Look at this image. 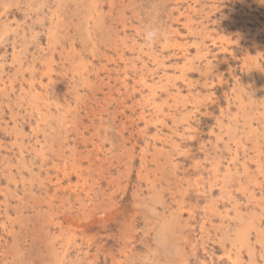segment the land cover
<instances>
[{"label": "rangeland", "instance_id": "374dc122", "mask_svg": "<svg viewBox=\"0 0 264 264\" xmlns=\"http://www.w3.org/2000/svg\"><path fill=\"white\" fill-rule=\"evenodd\" d=\"M262 173L264 0H0V264H264Z\"/></svg>", "mask_w": 264, "mask_h": 264}, {"label": "clouds", "instance_id": "9594fccd", "mask_svg": "<svg viewBox=\"0 0 264 264\" xmlns=\"http://www.w3.org/2000/svg\"><path fill=\"white\" fill-rule=\"evenodd\" d=\"M142 42L146 48H154L164 36V29L159 24H148L144 27L142 33ZM149 213H153L152 207L147 209ZM169 224L168 222H162L159 228L158 242L164 247L169 240Z\"/></svg>", "mask_w": 264, "mask_h": 264}, {"label": "bare ground", "instance_id": "6f19581e", "mask_svg": "<svg viewBox=\"0 0 264 264\" xmlns=\"http://www.w3.org/2000/svg\"><path fill=\"white\" fill-rule=\"evenodd\" d=\"M245 1H246V0H245ZM260 11H261V10H260ZM255 12H256V11H255ZM257 16H258V15H257ZM260 17H262V16H260ZM261 19H262V18H261ZM235 22H236V21H235ZM230 23H231V22H230ZM256 23H257V22H256ZM236 24H237V23H236ZM236 24H234V25H236ZM232 25H233V24H232ZM230 26H231V25H230ZM234 28H235V27H234ZM232 30H233V29H232ZM208 31H209V30H208ZM204 32H205V30H204ZM210 35H211V34H210ZM219 35H221V34H219ZM256 35H257V34H256ZM204 37H205V36H204ZM202 38H203V36H202ZM217 38H218V37H217ZM203 39H204V38H203ZM207 39H208V37H207ZM203 42H204V41H203ZM216 42H217V41H216ZM115 43H116V42H115ZM198 43H199V42H198ZM204 43H205V42H204ZM202 44H203V43H202ZM216 44H217V43H215V45H216ZM199 45H200V43H199ZM201 46H202V45H201ZM203 46H205V45H203ZM206 46H207V45H206ZM199 47H200V46H199ZM203 48H204V47H203ZM218 48H219V47H218ZM139 49H140V48H139ZM207 49H208V48H207ZM202 51H203V50H202ZM207 51H208V50H207ZM224 52H225V51H224ZM185 54H186V53H185ZM102 56H103V55H102ZM198 56H199V55H198ZM208 56H209V55H208ZM105 58H106V57H105ZM209 58H210V57H209ZM96 59H97V58H96ZM158 59H159V58H158ZM207 59H208V58H207ZM160 63H161V62H160ZM164 63H165V62H164ZM190 63H191V62H190ZM212 64H213V63H212ZM69 65H70V64H69ZM185 65H186V64H185ZM146 66H147V65H146ZM158 66H159V65H158ZM187 66H188V65H187ZM86 67H87V66H86ZM99 67H100V66H99ZM99 67H98V68H99ZM163 67H164V66H163ZM182 67H183V66H182ZM184 67H185V66H184ZM204 67H205V66H204ZM180 68H181V67H180ZM67 69H68V68H67ZM185 69H186V68H185ZM189 69H190V68H189ZM113 71H114V70H113ZM182 72H183V71H182ZM182 72H181V74H182ZM209 73H210V72H209ZM141 75H142V74H141ZM139 77H140V76H139ZM181 77H182V76H181ZM120 79H121V78H120ZM140 79H141V78H140ZM140 79H139V81H140ZM218 79H219V78H218ZM117 80H118V78H117ZM122 80H123V78H122ZM206 80H207V79H206ZM53 81H54V80H53ZM137 82H138V81H137ZM137 82H136V83H137ZM205 82H206V81H205ZM53 83H54V82H53ZM217 83H218V82H217ZM127 84H128V83H127ZM139 84H140V82H139ZM205 84H206V83H205ZM42 85H44V84L42 83ZM46 85H47V84H46ZM46 85H45V86H46ZM112 85H113V84H112ZM165 85H166V84H165ZM151 86H152V85H151ZM42 87H43V86H42ZM152 87H153V86H152ZM52 88H53V87H52ZM47 89H48V87H47ZM108 89H109V88H108ZM43 90H44V88H43ZM48 90H49V89H48ZM48 90H47V91H48ZM119 90H120V89H119ZM126 90H127V89H126ZM151 90H152V89H151ZM91 91H92V90H91ZM117 91H118V90H117ZM40 92H41V91H40ZM125 92H126V91H125ZM134 92H135V91H134ZM136 92H137V91H136ZM43 93H44V92H43ZM46 93H47V92L45 91V94H46ZM117 93H119V92H117ZM130 93H131V92H130ZM41 94H42V93H41ZM125 94H126V93H125ZM127 94H128V92H127ZM59 95H60V94H59ZM62 95H63V92H62ZM42 96H43V94H42ZM125 96H126V95H125ZM148 96H149V95H148ZM153 96H154V95H153ZM59 97H60V96H59ZM154 97H155V96H154ZM42 98H44V97H42ZM46 98H47V97H46ZM37 99H38V98H37ZM60 99H61V98H60ZM62 99H63V98H62ZM38 102H39V101H38ZM61 103H62V102H61ZM141 103H142V102H141ZM164 103H165V102H164ZM165 104H166V103H165ZM43 109H44V108H43ZM43 109H41V110H43ZM180 110H181V109H180ZM136 111H137V110H136ZM162 111H163V110H162ZM162 113H163V112H162ZM175 114H176V113H175ZM161 116H162V115H161ZM176 116H177V115H176ZM163 117H164V116H163ZM179 117H180V116H179ZM181 117H182V116H181ZM232 118H233V117H232ZM232 118H231V119H232ZM182 120H183V119H182ZM162 122H163V121H162ZM184 126H185V125H184ZM175 127H176V126H175ZM171 131H172V130H171ZM248 133H249V132H248ZM249 134H250V133H249ZM219 137H220V136H219ZM154 142H155V141H154ZM262 143H263V142H262ZM155 144H156V143H155ZM225 145H226V144H225ZM172 147H173V146H172ZM223 148H224V147H223ZM225 151H226V149H225ZM209 153H210V152H208L207 154H209ZM217 153H218V152H217ZM167 154H168V152H167ZM258 155H259V154H258ZM81 156H82V155H81ZM157 156H158V155H157ZM171 156H172V155H171ZM208 156H209V155H208ZM234 156H235V155H234ZM216 157H217V156H216ZM115 158H116V157H115ZM120 158H121V157H120ZM165 158H166V157H165ZM213 158H214V157H213ZM143 160H144V159H143ZM163 160H164V159H163ZM211 160H212V158H211ZM213 160H214V159H213ZM168 161H169V160H168ZM214 162H215V161H214ZM257 162H258V161H257ZM212 163H213V162H212ZM239 163H240V162H239ZM260 163H261V162H260ZM91 164H92V163H91ZM164 164H165V163H164ZM227 164H228V163H227ZM227 164H226V165H227ZM195 165H197V164H195ZM221 165H222V164H221ZM228 165H229V164H228ZM228 165H227V166H228ZM163 166H164V165H163ZM219 166H220V165H219ZM233 166H234V165H233ZM260 167H262V166L260 165ZM104 168H105V167H104ZM212 168H213V167H212ZM72 169H73V168H72ZM168 169H169V168H168ZM208 169H209V168H208ZM213 169H214V171H215L216 168L214 167ZM230 169H231V168H230ZM63 170H64V169H63ZM195 170H196V169H195ZM211 170H212V169H211ZM254 170H255V169H254ZM64 171H65V170H64ZM170 171H171V170H170ZM212 171H213V170H212ZM262 171H263V170H262ZM215 172H216V171H215ZM218 172H219V171H218ZM225 172L227 173V170H226ZM233 172H234V171H233ZM242 172H243V171H242ZM213 173H214V172H213ZM226 173H225V174H226ZM235 173H236V172H235ZM237 173H238V172H237ZM243 173H244V172H243ZM98 174H99V173H98ZM252 174H253V173H252ZM262 174H264V173H262ZM212 175H213V174H212ZM250 175H251V174H250ZM167 176H168V175H167ZM218 176H219V175H218ZM223 176H224V175H223ZM230 176H231V175H230ZM243 176H244V175H243ZM169 177H170V175H169ZM257 177H258V176H257ZM262 177H263V176H262ZM100 178H101V177H100ZM187 178H188V177H187ZM243 178H244V177H243ZM110 179H111V177H110ZM221 179H222V178H221ZM111 180H113V179H111ZM111 180H110V181H111ZM237 180H238V179H237ZM246 180H247V179H246ZM187 181H188V180H187ZM214 181H215V180H214ZM217 181H218V180H217ZM220 181H221V180H220ZM226 181H227V180H226ZM83 182H84V181H83ZM190 182H191V181H190ZM228 182H229V178H228ZM109 183H110V182H109ZM177 183H178V182H177ZM226 183H227V182H226ZM240 183H241V182H240ZM251 183H253V182H251ZM258 183H259V182H258ZM253 184H254V183H253ZM262 184H263V183H262ZM262 184H261V185H262ZM224 185H227V184H225V182H223V186H224ZM235 185H236V184H235ZM235 185H234V186H235ZM259 187H260V186H259ZM240 188H242V187H240ZM247 188H248V187H247ZM224 189H225V188H224ZM261 189H262V188H261ZM64 190H65V189H64ZM210 190H211V189H210ZM237 190H238V189H237ZM263 190H264V189H263ZM199 191H200V190H199ZM250 192H251V191H250ZM255 192H256V191H255ZM261 194H262V193H261ZM220 195H221V194H220ZM244 195H245V193H244ZM251 195H252V194H251ZM254 195H255V194H254ZM232 196H234V195H231V197H232ZM249 196H250V195H249ZM249 196H248V197H249ZM252 196H253V195H252ZM263 196H264V195H263ZM211 197H212V196H211ZM220 198H221V197H220ZM250 198H251V197H250ZM216 199H217V198H216ZM230 199H231V198H230ZM33 200H34V199H33ZM215 201H216V200H215ZM251 201H252V199H251ZM247 202H248V201H247ZM252 202H253V201H252ZM258 203H259V202H258ZM255 204H256V203H255ZM35 205H36V204H35ZM85 205H86V204H85ZM233 205H234V204H233ZM244 205H245V204H244ZM246 205H247V204H246ZM246 205H245V206H246ZM87 206H88V205H87ZM218 206H219V205H218ZM218 206H217V207H218ZM256 206H257V205H256ZM60 207H61V206H60ZM168 207H169V206H168ZM82 208H83V207H82ZM87 208H88V207H87ZM236 208H237V207H236ZM80 209H81V208H80ZM263 209H264V208H263ZM82 210H83V209H82ZM82 210H81V211H82ZM225 210H226V209H225ZM260 210H261V209H260ZM74 211H75V210H74ZM177 211H178V210H177ZM254 211H255V210H254ZM263 211H264V210H263ZM174 212H175V211H174ZM226 213H227V212H226ZM251 213H252V212H251ZM242 214H243V213H242ZM255 214H256V213H255ZM260 214H261V213H260ZM260 214H259V215H260ZM81 215H83V214H81ZM86 215H87V214H86ZM257 215H258V214H257ZM254 216H255V215H254ZM102 217H103V216H102ZM102 217H101V218H102ZM168 217H169V216H168ZM228 217H229V216H228ZM247 217H248V216H247ZM87 218H88V217H87ZM87 218H86V219H87ZM96 218H98V217H96ZM93 219H94V218H93ZM173 219H174V218H173ZM231 219H232V218H231ZM246 219H247V218H246ZM253 219H254V218H253ZM253 219H252V221H254ZM84 220H85V218H84ZM87 220H88V219H87ZM163 220H164V219H163ZM262 220H263V218H262ZM91 221H92V220H91ZM94 221H95V220H94ZM94 221H93V222H94ZM242 221H243V220H242ZM246 221H248V220H246ZM48 222H49V221H48ZM82 222H84V221H82ZM89 222H90V221H89ZM233 222H234V221H233ZM55 224H56V223H55ZM75 224H76V223H75ZM177 224H179V223H177ZM246 224H247V223H246ZM263 224H264V223H263ZM131 225H132V224H131ZM223 225H224V224H223ZM259 226H261V225H259ZM80 227H81V226H80ZM244 227H245V225H244ZM38 228H39V227H38ZM135 228H136V227H135ZM240 228H241V227H240ZM258 228H259V227H258ZM241 229H242V228H241ZM241 229H240V230H241ZM253 229H254V228H253ZM263 229H264V228H263ZM88 230H89V229H88ZM88 230H87V231H88ZM135 231H136V230H135ZM125 234H126V233H125ZM232 234H233V233H232ZM249 234H250V233H249ZM40 235H41V234H40ZM182 235H183V234H182ZM260 235H263V234H259V237H260ZM69 236H70V235H69ZM125 236H126V235H125ZM233 236H234V235H233ZM74 237H75V236H74ZM78 237H79V236H78ZM250 237H251V236H250ZM59 238H60V237H59ZM65 238H66V237H65ZM76 238H77V237H76ZM255 238H256V236H255ZM255 238H254V239H255ZM128 239H130V238H128ZM145 239H146V238H145ZM236 239H237V238H236ZM238 239H239V237H238ZM49 240H50V239H49ZM81 240H82V239H81ZM131 240H132V238H131ZM191 240H192V239H191ZM257 240H259V239H257ZM51 241H52V240H51ZM192 241H193V240H192ZM249 241H250V240H249ZM249 241L247 240V242H249ZM262 241H263V240H262ZM84 242H85V241H84ZM186 242H187V241H186ZM237 242H238V241H237ZM237 242H236V243H237ZM242 242H243V241H242ZM255 242H256V241H255ZM257 242H258V241H257ZM49 243H50V242H49ZM75 243H76V242H75ZM87 243H88V242H87ZM251 243H252V242H251ZM260 243H262V242L260 241ZM192 244H193V243H192ZM239 244H240V243H239ZM239 244H238V245H239ZM241 244H242V243H241ZM249 244H250V243H249ZM258 244H259V243H258ZM67 245H68V244H67ZM242 245L244 246L245 243H243ZM242 245H240V246H238V247H242ZM253 245H254V243H253ZM261 245H262V244H261ZM263 245H264V243H263ZM52 246H53V245H52ZM207 246H208V245H207ZM235 246H236V245H235ZM245 246H246V247H245ZM245 246H244L245 249H247V243H246ZM61 247H62V245H61ZM62 248H63V247H62ZM251 248H252V247H251ZM231 249H232V248H231ZM239 249H240V248H239ZM242 249H243V248H242ZM263 249H264V248H263ZM263 249H262V250H263ZM251 250H252V249H251ZM251 250H250V251H251ZM61 251H62V250H60V252H61ZM63 251H64V250H63ZM235 251H237V249H236ZM250 251H249V252H250ZM67 252H68V251H67ZM128 252H129V251H128ZM236 253H237V252H236ZM236 253H235V255H236ZM65 254H66V253H65ZM86 254H87V253H86ZM86 254H85V255H86ZM238 254H239V252H238ZM263 255H264V254H263ZM124 256H125V255H124ZM261 256H262V255H261ZM261 256H260V257H261ZM64 258H65V257H64ZM237 258H238V256H237ZM262 258H263V257H262ZM181 259H182V257H181ZM239 259H240V258H239ZM250 259H252V258H250ZM64 260H65V259H64ZM229 260H230V259H229ZM232 260H233V259H232ZM253 260H254V258H253ZM184 261H185V260H184ZM236 261H237V260L235 259V263H234V264H236ZM178 262H179V261H178ZM229 262L231 263L232 261H229ZM242 262H243V261H242ZM117 263H118V262H117ZM250 263H251V262H250ZM256 263H257V262H256ZM231 264H232V263H231ZM254 264H255V263H254ZM258 264H259V263H258Z\"/></svg>", "mask_w": 264, "mask_h": 264}]
</instances>
